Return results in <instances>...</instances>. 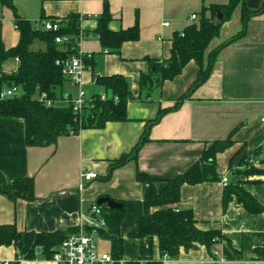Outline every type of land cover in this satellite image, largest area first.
Wrapping results in <instances>:
<instances>
[{
	"label": "crops",
	"instance_id": "1",
	"mask_svg": "<svg viewBox=\"0 0 264 264\" xmlns=\"http://www.w3.org/2000/svg\"><path fill=\"white\" fill-rule=\"evenodd\" d=\"M105 1L14 0L20 15L34 23L43 15L63 18L72 13L85 15L81 23L85 36L80 47L84 53L93 54L82 74L88 96L105 92L96 82L98 75L121 74L129 82L133 99L128 102V120L109 121L103 128L82 129L46 146L27 145L23 118L0 115V170L10 181L33 176L37 197L15 202L0 194V224L15 223L21 230L36 231L77 227L82 211L98 203L101 196H110L122 202L125 216L119 226L107 224L104 233L95 235L97 250L112 253L109 236H122L125 261L159 259L156 238L131 236L138 230L139 218L158 209L153 202L166 179L186 171L214 141L227 139L236 129L234 143L217 154L219 179L183 184L180 201L171 205L192 209L201 228L220 229L223 237L211 250L201 244L190 250L182 249L177 258H164V264H264V209L250 212L236 195L224 207L226 186L221 182L223 176H228L229 184L239 183L264 207V174L246 175L238 171L244 167L240 165L242 158L258 148L259 163L255 164L264 166V14L249 21L245 37L220 52L207 81L180 108L164 115L151 128L150 140L144 143L138 159L119 167L106 180L112 161L132 150L147 121L155 118L160 108L173 106L200 69L192 60L179 75L146 93L141 89L140 76L150 71V59L170 58L174 34L198 23L204 5L227 4L230 0H108L113 14L112 30L132 27L137 17L139 20V39L125 41L120 53L106 52L95 33L97 16L103 12ZM262 2L247 0L251 8L260 7ZM193 13L197 19H192ZM241 27L239 5L222 24L207 52ZM0 36L8 48L20 39L14 12L1 1ZM41 44L44 49L45 43ZM14 62L11 69L4 63L3 70H15L18 63ZM69 87L64 89L65 96H75L78 87L70 81ZM138 170L151 179L140 181ZM86 172H96L97 177L84 180L82 173ZM104 207L109 208L105 204ZM16 257L14 245L0 246V260L14 261ZM20 264L56 263L38 254L32 259H22Z\"/></svg>",
	"mask_w": 264,
	"mask_h": 264
},
{
	"label": "trees",
	"instance_id": "2",
	"mask_svg": "<svg viewBox=\"0 0 264 264\" xmlns=\"http://www.w3.org/2000/svg\"><path fill=\"white\" fill-rule=\"evenodd\" d=\"M0 1L13 10L15 25L20 33L19 42L9 48L0 36V90L4 87H18L21 91L17 96L0 98V115L21 117L25 120L27 145H51L57 143L61 136L78 134L82 129L103 128L109 121L128 120V102L133 99V95L128 80L121 74L98 75L96 82L105 89L107 99H102L99 93L91 95L79 114L74 112L72 103L65 97L64 82L68 79L63 72L62 63L58 64L57 61L66 60L78 54L80 35L82 33L85 36L81 26L85 15L72 13L65 18L59 17L63 19V24L58 31H52L45 29L41 23L44 19L58 17L43 15L34 23L20 15L14 0ZM239 5L241 6V29L207 52L213 39L220 34L222 24L232 17ZM219 13L223 14L221 18L218 17ZM261 14H264V0L258 8L248 6L247 0H230L227 4L204 5L200 11L198 23H192L183 31L174 34L171 57L163 60L150 59V71L142 72L140 76L141 89L146 93L161 86L165 80L179 75L192 60L198 63L200 69L197 78L188 90L177 98L173 106L160 108L156 117L147 121L142 136L132 150L112 161L104 179H111L116 169L131 160L138 159L144 143L150 140L151 128L159 123L164 115L180 108L183 102L207 81L220 52L228 45L245 37L248 33L249 21ZM112 19L110 4L106 0L103 12L97 16L98 26L95 33L106 52L120 53L125 41L139 39V20L137 17L132 27L112 30L110 28ZM60 33L69 34L70 41L59 44L55 37ZM36 40L43 41L45 48L34 49L32 45ZM92 57L93 54L90 57L84 56L85 64H89ZM17 58L20 61L15 70L11 72L3 70L4 63ZM42 92H46L52 99L51 105L39 100ZM69 98L72 96L69 95ZM65 100L67 103L64 102ZM235 130L227 139L214 141L204 151L202 157L186 171L166 179V185L153 202L158 209L139 218L138 230L131 233V236L156 238L161 254L159 259H147L145 264H164V258H177L182 249L190 250L200 244L211 250L214 244L223 237L220 229L201 228L192 209L175 208L171 205L180 201L183 184H197L219 179L217 154L234 143L232 138ZM260 151L261 149L258 148L245 155L240 161V165L244 167L238 171L246 175L264 174V166L256 165L254 161ZM137 178L140 181L151 179L140 170L137 171ZM0 194L8 196L15 202L19 199L35 200L37 198L35 179L33 176H24L10 181L0 170ZM234 195L250 212L263 211V205L239 183L226 186L223 198L224 207L228 206ZM101 206L109 227H117L122 223L125 207L110 209L104 205ZM76 230L77 227L55 231L21 230L15 223L0 224V246H15L17 257L12 264H20L22 259H32L38 254L51 259L56 248ZM100 232L105 231L102 229ZM109 238L112 243L113 257L121 259L123 257V237L109 236ZM128 264H139V261H128Z\"/></svg>",
	"mask_w": 264,
	"mask_h": 264
},
{
	"label": "built area",
	"instance_id": "3",
	"mask_svg": "<svg viewBox=\"0 0 264 264\" xmlns=\"http://www.w3.org/2000/svg\"><path fill=\"white\" fill-rule=\"evenodd\" d=\"M83 16V15H82ZM192 19H197L196 13L192 14ZM42 26L47 30L58 31L62 24V18L44 19ZM83 34L80 35V42L83 39ZM59 44L69 42L71 37L69 34L60 33L55 37ZM90 57L91 54H86L82 51L79 43V50L77 55H73L66 60H58L57 63H62L63 72L67 79L78 87L77 94L72 98H69L70 94H67L66 99L72 103L75 113H81L85 105L89 101L87 90L84 88V82L82 79L83 71L86 68L84 62V56ZM19 63V58L16 59ZM21 93L18 87H4L0 90V98H7L17 96ZM102 99H107V93H101ZM117 99V97H116ZM39 100L51 105L52 99L48 97L46 92H42L39 95ZM264 120V118H263ZM255 163H259L258 159L254 160ZM84 180H91L97 177L96 172L82 173ZM224 186L229 184L228 176H223L221 180ZM107 226V220L103 214V208L97 202H94L90 209L82 211L80 214V221L77 226V230L70 233L65 240L56 248L51 258L56 264H128V261L124 259H115L110 252H99L97 250V244L95 241V235ZM139 264H145L144 260H138ZM0 264H12L9 260H0Z\"/></svg>",
	"mask_w": 264,
	"mask_h": 264
},
{
	"label": "water",
	"instance_id": "4",
	"mask_svg": "<svg viewBox=\"0 0 264 264\" xmlns=\"http://www.w3.org/2000/svg\"><path fill=\"white\" fill-rule=\"evenodd\" d=\"M223 16L222 13H219L218 14V17L221 18ZM98 204L100 205H107L110 209H120L123 204L122 202L120 201H117L115 199H113L112 197L110 196H101L99 199H98Z\"/></svg>",
	"mask_w": 264,
	"mask_h": 264
},
{
	"label": "rangeland",
	"instance_id": "5",
	"mask_svg": "<svg viewBox=\"0 0 264 264\" xmlns=\"http://www.w3.org/2000/svg\"><path fill=\"white\" fill-rule=\"evenodd\" d=\"M36 41H38V42H36ZM36 41H35L36 44L32 45L33 48H34V49H41L40 47H43V45L41 44V40H36ZM40 44H41V45H40ZM7 63H8V65H7V66L5 65V67H6L7 69H11V68L14 67V65H15V62H14L13 59L7 61L6 64H7ZM64 87H65L64 89H66V90L70 89V87H69V80H66V81L64 82ZM96 237H97V236H96Z\"/></svg>",
	"mask_w": 264,
	"mask_h": 264
}]
</instances>
